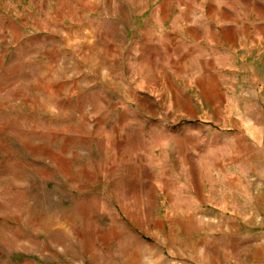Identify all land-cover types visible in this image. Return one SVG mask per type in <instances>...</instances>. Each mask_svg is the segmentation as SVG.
Wrapping results in <instances>:
<instances>
[{"label":"rangeland","instance_id":"374dc122","mask_svg":"<svg viewBox=\"0 0 264 264\" xmlns=\"http://www.w3.org/2000/svg\"><path fill=\"white\" fill-rule=\"evenodd\" d=\"M0 264H264V0H0Z\"/></svg>","mask_w":264,"mask_h":264},{"label":"crops","instance_id":"0c3cea01","mask_svg":"<svg viewBox=\"0 0 264 264\" xmlns=\"http://www.w3.org/2000/svg\"><path fill=\"white\" fill-rule=\"evenodd\" d=\"M192 57H196V58H197V57H202V56H192ZM204 57H207V58L210 59V60H213V59H215V58H220L219 56H204ZM204 57H203V58H204ZM203 58H202V59H203Z\"/></svg>","mask_w":264,"mask_h":264}]
</instances>
